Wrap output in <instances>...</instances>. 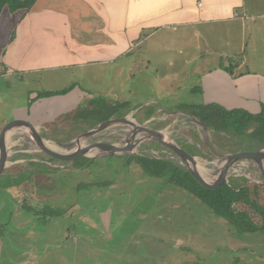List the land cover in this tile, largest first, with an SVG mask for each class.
<instances>
[{
	"label": "crops",
	"instance_id": "1",
	"mask_svg": "<svg viewBox=\"0 0 264 264\" xmlns=\"http://www.w3.org/2000/svg\"><path fill=\"white\" fill-rule=\"evenodd\" d=\"M244 8L245 0H38L29 12L16 13L5 7L0 11V118L7 100L2 93L10 88L9 82L23 79L21 75L88 65L113 64L123 72L133 68L142 72L162 66L180 68L196 57L187 49V54L183 52L184 46L194 48L193 37L204 41V45L195 47L197 52L203 51L205 43L211 45V36L220 37L210 25L236 27L238 22L242 23V40L237 43L245 42V54L240 56L237 51L242 48L233 49L228 42L227 52L239 56L226 58V64H222L234 67L236 75L220 64L204 72L198 93L201 100L192 106L218 105L259 115L264 107V18L251 20L246 34L249 19ZM223 34L229 39L226 30ZM159 42L164 43L160 48L155 45ZM137 50L142 56L133 55ZM195 60L204 59L197 55ZM244 65L255 70L246 73ZM160 78L156 80L159 85L169 80ZM170 80V89L162 93L171 105L167 112L161 111L164 107L149 110L142 114L146 119L137 120L135 115L160 102L141 99L139 106L132 108L129 100H122L123 112H113L111 119L150 121L149 126L157 128L171 117V129L181 131L186 123L180 116L193 114L179 107L183 103H174L172 95L181 94V90L175 78ZM187 90V99L193 98L196 88ZM91 98L84 85L51 97L36 95L27 107L21 111L14 108L10 113L13 116L7 114L8 120L0 124V134L14 121H28L34 127L19 132L14 129L6 138L7 144L18 134L0 179V264L264 263V258L254 256L252 235L234 233L228 228L232 225L214 215L201 199L170 183L167 176L149 175L141 168L137 157L169 160L170 154L162 145L164 149L155 147L149 156L107 152L87 160L122 158L129 168L124 177L90 183L85 189L73 186L66 194L64 189H44L50 179L46 176L49 168L66 169L56 167L41 150L39 135L47 145L50 142L61 151L77 136L96 127L89 120L84 125L79 115L84 109L95 108H84ZM80 126L82 129L77 130ZM70 192L76 197L82 194L78 213L74 199L70 204L62 203ZM89 200L93 201L91 207ZM70 211L76 219L62 225L61 219Z\"/></svg>",
	"mask_w": 264,
	"mask_h": 264
},
{
	"label": "rangeland",
	"instance_id": "2",
	"mask_svg": "<svg viewBox=\"0 0 264 264\" xmlns=\"http://www.w3.org/2000/svg\"><path fill=\"white\" fill-rule=\"evenodd\" d=\"M244 10L248 14L249 21L247 23L248 30L245 29V33L247 34L250 31V25L253 24V21L256 20L257 16H260V19L264 18V0H245V8ZM253 20V21H251ZM237 26L235 27V24H212L209 27L213 29H216L220 33L219 35H216L215 37L211 36V45L208 43H205V46L203 48V51L197 52L195 50V47L197 45H204L203 40H199V38L193 37L194 39V48H185L183 49L184 53H194V55L197 57V55L202 56L204 59L203 62L196 61L193 57L189 60L187 65L184 67H172V66H162L158 69H149L148 71L142 72L141 69L133 68L131 71L128 69H125L123 72L122 69H119V67H115V65L111 64L110 66H93L90 65L82 67V68H66L63 70H50L47 72H43L41 74H34V75H28L24 76L23 79L16 78L13 80V82H9L8 90L4 91L2 93V97H6L7 100L5 103V109L3 110V113H5L0 118V124H4L8 120L6 117L7 114H9V118H11L13 115L10 114L11 111L14 110V108L19 107V110L23 109L24 107H27L33 100V98L37 96H42L43 98H46L48 96L53 95H59L63 93H69L72 91H75L76 89H79L82 87V85L85 86V89L89 94L92 95V98L84 104V108H87L88 105L92 108L94 106V109H84L81 113V120H83L84 125H88V121H100L104 117L108 118L109 116L113 115V112H117V115H120V112H123L120 108V105L123 104L122 100H129V106L136 107L139 106L141 99H157L160 104L151 105L150 107H147L145 110L142 111L141 114H137L134 117L137 120L146 119L147 116L143 115L145 112H148L149 110L152 111H158L161 107H164L165 109H161L163 113L167 110L171 109V105L165 100L164 95L162 94L166 90H169L168 87L171 85V80L175 78L177 81V84L180 86L181 94L172 95L173 101L176 104L183 103L179 107L181 109H184L185 111L192 112L194 111V107L192 106L195 103H198V100H201L199 98L200 96L198 93L200 92V84H201V77L204 72H208L209 69H213L214 67H220L223 66L227 70L229 74L232 76L236 75V71L234 70V67H229L228 65H222L226 64V58H234L240 56H244V50H245V42L243 45L241 43H237L238 39H241L240 29L242 23L238 22L236 23ZM238 28V29H236ZM225 30L229 33V39L226 38ZM173 32H175L173 30ZM200 33L202 31L200 30ZM222 35V36H221ZM204 39V38H203ZM230 40V41H229ZM175 42V40L172 41V44ZM228 42L231 44L233 49L242 48V51L238 54H230L229 51L230 47H228ZM164 43L159 42L155 43L157 47H162ZM174 47V46H173ZM183 47V46H182ZM176 48V47H174ZM180 48V47H179ZM185 49L189 50L188 52L185 51ZM195 51V52H194ZM227 52V54H226ZM133 55L142 56V52L137 50L133 53ZM170 61V60H168ZM243 61V60H242ZM231 62V61H229ZM220 64V65H219ZM252 66H246L244 65V69L246 73L250 72ZM180 72H183V74H180ZM59 75L61 78H59ZM178 75V76H176ZM85 78L83 79V77ZM17 77V76H16ZM163 77L169 78L167 83H162V85H159L156 80L158 78ZM57 79H60L58 81ZM161 79V78H160ZM193 86L196 88V92L193 98L187 99L190 97L186 92L187 89ZM168 99H171L168 97ZM164 100V101H163ZM7 101H10L11 103H8ZM165 101L167 102V105L165 104ZM202 102V101H201ZM171 103V102H170ZM87 106V107H85ZM195 107H198L195 106ZM88 111H94L89 112ZM128 111V110H126ZM88 113V114H87ZM103 117V118H102ZM180 118H183L182 123H186V126L181 131H176L177 129H174V131L178 132V135L181 137V139L184 141V143L187 145V142L190 143V147L192 148H198V151L200 152V156L197 157L198 161L201 165H204L206 168H211L207 162H215V158L213 155H211L207 144L214 150V152L218 155H228V154H234V153H241L244 150H240L239 147L241 145H244V141L241 139H235L232 138V136L229 134V132H223L221 131V123L215 122L210 123L208 122V126L210 128H216L220 130L219 132H214L213 130H210L209 128L205 131L203 125L197 121L194 120L190 116H180ZM12 119H9V121ZM171 117L167 118L166 121H164L161 126L157 128H166L169 127V123L171 121ZM181 120V119H180ZM87 121V122H86ZM152 125H156L153 123ZM83 126V125H82ZM82 126L78 127V129H82ZM207 127V126H206ZM117 128V127H113ZM69 134V133H68ZM65 132V135H68ZM72 134V133H71ZM70 137H73L74 134ZM83 134V133H82ZM82 134L77 136L76 139H74L72 142H75ZM206 137H205V136ZM93 138H91L92 140ZM121 138H113L109 140V142L117 149H123L120 145L119 141ZM243 141V144L242 142ZM71 142V143H72ZM90 143V140L88 141ZM87 142V143H88ZM88 143V144H89ZM126 144L125 147L130 146L132 151L128 152H136V153H142L144 155H150L149 151L155 148L153 143H145L141 146H138L139 144L129 143V142H123ZM86 144V145H88ZM140 148V149H139ZM146 148V149H145ZM62 151H65V148H60ZM155 150V149H154ZM158 150V149H157ZM259 150V149H258ZM253 150V151H258ZM109 152V149H104L101 151L98 150L95 155H101L106 154ZM155 156H158L156 154H152ZM165 155V154H164ZM170 157V155H169ZM126 160H122V158H117L116 156H110L108 158H99V159H92L90 161H86L85 163L80 164L79 166L66 169V170H57L55 168H49V172L46 175L49 179V183H45L44 186H42L44 189L51 188L55 190L64 189L65 194L66 191L69 192V189H71L73 186L82 185L81 189L88 188L87 184L99 182V181H107L112 180L113 178H119L124 177L128 172L129 168L127 166ZM126 163V164H124ZM209 165V166H208ZM250 165H257L256 161H244L241 163H238V166L235 165L232 168L238 169L243 167H248ZM219 168V167H217ZM216 168V169H217ZM220 168H222L220 166ZM35 170H38V167H35ZM213 171V169L209 170V172ZM262 176L261 174H255ZM255 176L259 179H264L263 177ZM234 178L239 179V184H242L241 187H239V190L245 189V176H237L233 177L232 181L233 183L237 184L234 180ZM238 185V184H237ZM79 188V187H77ZM137 189H142V186H136ZM170 188V187H169ZM248 188V196L250 199H255L257 197L261 201H264V188L257 185L255 182H249L247 184ZM81 191V190H80ZM244 191V190H243ZM81 193H77L74 196V193H68V197L66 199L62 200L63 204H70V202L74 199V208L77 210L78 213V206L77 202L78 199L81 197ZM92 200H89L87 203L89 207H91L93 204ZM78 204H81L80 202ZM66 207H69L66 205ZM73 211V210H72ZM70 211L69 214H65L64 218L61 219L60 222L62 225H66L69 223H73L76 219L74 212ZM205 211V210H204ZM93 214L94 212H90ZM204 215V212L202 213ZM77 216V215H76ZM254 220L259 221V223L262 224L261 219L258 215L253 217ZM127 230V228L125 229ZM246 237V235H244ZM254 238L251 240V243L253 251H255V255L264 258V234L260 233L258 235L253 236ZM259 264H262L258 262ZM264 264V263H263Z\"/></svg>",
	"mask_w": 264,
	"mask_h": 264
},
{
	"label": "water",
	"instance_id": "3",
	"mask_svg": "<svg viewBox=\"0 0 264 264\" xmlns=\"http://www.w3.org/2000/svg\"><path fill=\"white\" fill-rule=\"evenodd\" d=\"M190 117H192L194 120L199 121L194 116ZM199 122L203 125L206 131L208 129L206 125L201 121ZM149 124L150 121L141 123L129 117L115 118L98 124L90 131L82 134L75 142L64 145L63 147L65 148V151H62L61 149L60 152L55 151V147H52V144L50 142L47 145V141H45V139L41 135H39V144L41 150L49 156L52 163L56 167L61 169H70L79 166L82 163H85L90 158H93L95 156V153L100 149L101 151L104 149H109L107 155H136L140 153L128 152L132 151V148L130 146H122L124 144L123 142H132L134 144L140 145L145 144L149 141H154L162 145L166 149V152L170 154L169 160L176 161L192 175L196 187L200 190H214L223 187L224 185H228L235 192L241 193L242 191L239 190L238 186L232 181V178L237 176L246 177L245 189L243 190H247V184L249 182H255L257 185L264 188V183L257 182L255 180H252L251 178L254 176H259L255 174H261L262 176L259 177L264 178V164H262L258 160L264 158V147H261L258 151L244 150V152H241L248 155L247 157L249 158L247 159V161L254 160L256 161L257 165H250L248 167L233 169V166H238V163L246 161L243 158H240V152L228 155H218L207 144V147L211 155L214 156L215 161L231 162L234 158H236V161L235 163L230 164V167L226 166L218 169H213V171L211 172H209V170L200 171L196 165L197 157L193 156L190 153L187 145L178 135V132L171 129V126L166 128H153L150 127ZM26 128H29L31 130L34 129V127L28 121H14L13 123H10L1 132L0 142L2 141L1 139L5 138L8 130L11 129L12 131L14 129H17V131L19 132L23 131ZM97 135L99 136L97 137ZM17 136L18 134H15L13 139H11L7 144L5 139V144L0 151V179L10 162L11 152ZM93 136L97 138L92 140V142L88 145L83 144L85 143V140H88ZM113 138H121L119 143H121L120 145L123 149H117L109 142V140ZM76 147L78 148L74 150V148ZM220 175H222L221 178H219Z\"/></svg>",
	"mask_w": 264,
	"mask_h": 264
},
{
	"label": "trees",
	"instance_id": "4",
	"mask_svg": "<svg viewBox=\"0 0 264 264\" xmlns=\"http://www.w3.org/2000/svg\"><path fill=\"white\" fill-rule=\"evenodd\" d=\"M37 2L38 0H0V11L8 7L12 13L22 10L29 12ZM48 97H51V95ZM194 109L191 112L193 116L204 123L210 130L219 132L220 130L208 126L210 121L212 123L219 122L222 125L221 131L229 132L232 138L243 140L245 143L239 147L240 150L253 151L264 147V107L259 115H252L240 110H226L218 105L198 106ZM79 115L81 116V114ZM111 117H102V120L95 121L93 125L96 126L106 122ZM243 141L240 142L243 144ZM153 144L159 150L164 149L158 143ZM191 154L199 156L196 149L191 150ZM135 159L138 160L141 168L149 175L167 176L170 183L201 199L214 215L232 225L228 226V228L234 233H238L241 236L264 234V201L257 197L254 200L250 199L248 188L244 191L241 190V193L235 192L228 185L214 190H200L196 187L192 175L175 161L146 157H137ZM205 171L207 170L205 169ZM234 180L238 184L236 185L239 189L242 184H239V179L234 178ZM256 215L259 216L262 224L259 223L260 220H254L253 217Z\"/></svg>",
	"mask_w": 264,
	"mask_h": 264
},
{
	"label": "bare ground",
	"instance_id": "5",
	"mask_svg": "<svg viewBox=\"0 0 264 264\" xmlns=\"http://www.w3.org/2000/svg\"><path fill=\"white\" fill-rule=\"evenodd\" d=\"M11 132V129L10 130H8L7 131V133H6V135L8 136L9 135V133ZM5 135V138L4 139H1L2 141L0 142V151H1V149L3 148V145L5 144V139L7 138V136ZM205 136V135H204ZM206 137V136H205ZM9 141V140H8ZM7 142V141H6ZM84 144V143H83ZM141 145H143V144H140L139 146H141ZM80 146H81V143H80ZM122 146H126V144H123ZM78 147H76V148H74V150L75 149H77ZM73 150V151H74ZM55 151H59L58 149H56ZM60 152V151H59ZM239 156H240V158H243L244 160H247L249 157H247L248 155L246 154V153H240L239 154ZM259 160V162H261L262 164H264V158H262V159H258ZM235 161H236V158H234L231 162H228V161H222V162H220V161H215V162H212V163H208L207 162V164H209L210 165V167L211 168H206L204 165H201L200 164V162L198 161V159L196 160V165H197V167H198V169L200 170V171H205V169L208 171V170H211V169H216L217 167H219L220 168V166L221 167H226V166H229L230 167V164H233V163H235ZM208 165V166H209ZM228 167V168H229ZM218 169V168H217ZM219 177H222V175H220ZM252 178V180H255V181H257V182H260V183H264V179L262 180V179H259V178H257V177H251Z\"/></svg>",
	"mask_w": 264,
	"mask_h": 264
},
{
	"label": "flooded vegetation",
	"instance_id": "6",
	"mask_svg": "<svg viewBox=\"0 0 264 264\" xmlns=\"http://www.w3.org/2000/svg\"><path fill=\"white\" fill-rule=\"evenodd\" d=\"M97 136H98V135H97ZM91 138H95V137L93 136V137H91ZM91 138H89L88 140H90ZM187 147H188V149L190 150V152H191V150L194 149V148L190 147V143H189V142H187ZM196 150H198V148H196Z\"/></svg>",
	"mask_w": 264,
	"mask_h": 264
}]
</instances>
